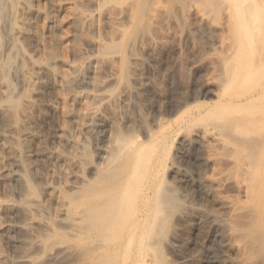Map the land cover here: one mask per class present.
<instances>
[{
	"label": "rangeland",
	"instance_id": "rangeland-1",
	"mask_svg": "<svg viewBox=\"0 0 264 264\" xmlns=\"http://www.w3.org/2000/svg\"><path fill=\"white\" fill-rule=\"evenodd\" d=\"M186 2L5 1L0 264H264V51Z\"/></svg>",
	"mask_w": 264,
	"mask_h": 264
},
{
	"label": "bare ground",
	"instance_id": "bare-ground-1",
	"mask_svg": "<svg viewBox=\"0 0 264 264\" xmlns=\"http://www.w3.org/2000/svg\"><path fill=\"white\" fill-rule=\"evenodd\" d=\"M6 0H0V48L4 44L3 43V35L1 32V27L4 24L6 18L3 13V7ZM22 4L23 8H20V19L24 20L27 15H29L30 11L26 9L29 6L30 0H19ZM196 2H200L203 6L202 9H198L196 6ZM228 3L229 8H231V14L234 18V26L235 33L238 38L239 49L241 55L244 57L245 55L253 58L256 54L264 51V0H187L186 2V12L189 15L197 16L202 23H209L214 27H217L218 16L220 15V5ZM22 9V10H21ZM24 9V10H23ZM45 12V11H44ZM45 15V14H44ZM47 16V15H46ZM15 23V22H14ZM15 32L19 33L22 36H27L29 34V28L21 27L17 23L14 24ZM43 48L46 49V44L42 43ZM56 49V48H55ZM51 50L47 53L46 60L44 61L49 67L54 71H60V61L57 54L58 50ZM259 55V54H258ZM32 66L25 67L23 74L24 78L27 81L28 89L25 91V98L27 100L28 109H32V99L33 95L37 92V84H36V74L35 68L41 64L39 59L30 60ZM253 64L250 63L244 67L246 73L250 72V67ZM235 76L232 78L234 79ZM64 79L66 82L71 85L72 79L65 74ZM5 83V75L0 73V88L4 86ZM264 92V91H263ZM257 92L250 96H245L241 98L236 103L238 105H244L246 102L264 99V93ZM76 96V94L74 95ZM259 107V105L254 106ZM238 107L236 109H239ZM264 111L259 112L257 114H263ZM257 123V122H256ZM3 138L5 135L3 133L0 134ZM137 158V157H136ZM138 159V158H137ZM3 164L0 158V178H6L7 176L3 175ZM130 180L136 177V173H131ZM6 208L11 207L10 202L5 203ZM127 245L130 246L132 241L131 236L127 238ZM143 253H141L142 255ZM140 264V262L138 263ZM148 264H159L158 260L152 259Z\"/></svg>",
	"mask_w": 264,
	"mask_h": 264
}]
</instances>
